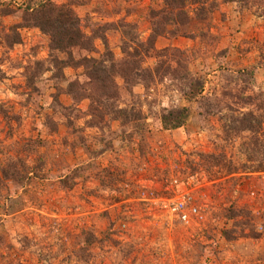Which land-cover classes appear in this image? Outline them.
<instances>
[{"label": "rangeland", "instance_id": "obj_1", "mask_svg": "<svg viewBox=\"0 0 264 264\" xmlns=\"http://www.w3.org/2000/svg\"><path fill=\"white\" fill-rule=\"evenodd\" d=\"M36 1L0 0V164L19 173L0 184V264H264V0L176 25L163 0H49L90 38L68 53L36 27L10 44ZM185 177L188 223L153 200Z\"/></svg>", "mask_w": 264, "mask_h": 264}, {"label": "trees", "instance_id": "obj_2", "mask_svg": "<svg viewBox=\"0 0 264 264\" xmlns=\"http://www.w3.org/2000/svg\"><path fill=\"white\" fill-rule=\"evenodd\" d=\"M234 1V0H229ZM234 2L240 3L241 0H235ZM163 16L162 19L165 22H172V24H177L179 21L187 23L186 18H188L189 12L187 8L189 6H194L193 12L195 15L203 16L206 12H210L209 3L207 0H163ZM25 21H29L26 26H17L13 30H17L20 27H36L42 33L49 36L48 48L50 51H56L59 53H68L72 48H84L89 49L90 38H88L80 28L79 19L76 16L73 8L68 4H62L56 6L49 0H38L34 3L33 7L30 5L26 6L23 10ZM31 24V25H30ZM14 34V39L10 41V44H17L20 42L19 33ZM85 62H92L90 67H87L88 74H98L100 71V65L97 64L91 58H83ZM56 62H58L56 60ZM131 73V74H130ZM128 71L125 77V83H132L129 78L140 76L138 73H133ZM1 76V70H0ZM200 90V87H199ZM191 98V97H189ZM6 109L3 104H0V118L3 120L7 118ZM187 108H181L177 110H169L167 115L162 116V124L168 128H179L181 127L186 118ZM18 155L15 156V161L18 160ZM11 158H7L5 163L0 164V184L4 179H12L14 181L19 180L18 171H10L11 167H14ZM12 162V163H11ZM15 178V179H14ZM67 177L62 179L60 183L63 185L66 182ZM65 187V186H64ZM68 188V187H66Z\"/></svg>", "mask_w": 264, "mask_h": 264}, {"label": "built area", "instance_id": "obj_3", "mask_svg": "<svg viewBox=\"0 0 264 264\" xmlns=\"http://www.w3.org/2000/svg\"><path fill=\"white\" fill-rule=\"evenodd\" d=\"M167 196L153 198L159 208L170 218L188 223L199 216V208L195 204L192 192L194 180L192 177L174 179Z\"/></svg>", "mask_w": 264, "mask_h": 264}]
</instances>
